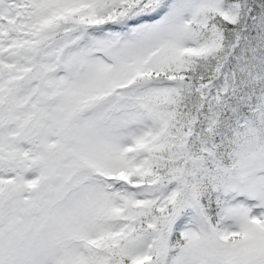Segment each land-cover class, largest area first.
Instances as JSON below:
<instances>
[{"label": "snow or ice", "instance_id": "snow-or-ice-1", "mask_svg": "<svg viewBox=\"0 0 264 264\" xmlns=\"http://www.w3.org/2000/svg\"><path fill=\"white\" fill-rule=\"evenodd\" d=\"M0 264H264V0H0Z\"/></svg>", "mask_w": 264, "mask_h": 264}]
</instances>
